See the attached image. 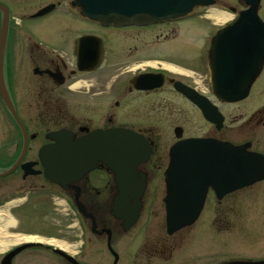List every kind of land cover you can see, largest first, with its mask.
I'll list each match as a JSON object with an SVG mask.
<instances>
[{
	"label": "flooded vegetation",
	"instance_id": "af4514ba",
	"mask_svg": "<svg viewBox=\"0 0 264 264\" xmlns=\"http://www.w3.org/2000/svg\"><path fill=\"white\" fill-rule=\"evenodd\" d=\"M42 1L0 0V223L15 217L19 226L8 232L44 237L43 230L21 225L29 219L34 224L43 200L50 201L54 221L69 229L71 250L36 242L8 257L21 242L0 252V264H73L57 250L78 264L264 261V255L221 259L219 251L208 252L222 231L235 233L237 195L257 187L264 191V168L262 180L231 190L230 172L213 165L191 167L187 159L178 166L172 154L184 141L210 140L245 147L264 161V61L244 99L221 102L213 94L207 61L217 29L210 31L207 44L203 38L198 45L190 39L203 30L184 25L192 15L148 26L103 25L83 17L73 0ZM263 2L258 15L264 22ZM48 6H53L49 12L38 15ZM230 9L236 12L243 5L235 0ZM58 12L71 22L34 26ZM8 102L22 123L26 144ZM115 129L132 131L143 141L142 160L129 177L117 181L98 161L65 187L44 178L39 152L55 143L49 139L52 133L65 132L78 142ZM23 143L21 163L33 166L3 175L21 155ZM14 175L20 176L16 192L23 197H13ZM167 198L173 205L202 198L203 206L193 223L169 233ZM56 201L67 206L63 215ZM117 203L128 207L127 216L114 215ZM137 204L138 216L128 225L125 217ZM262 227L264 241V220Z\"/></svg>",
	"mask_w": 264,
	"mask_h": 264
},
{
	"label": "water",
	"instance_id": "95a60500",
	"mask_svg": "<svg viewBox=\"0 0 264 264\" xmlns=\"http://www.w3.org/2000/svg\"><path fill=\"white\" fill-rule=\"evenodd\" d=\"M238 1L244 2L248 8L239 12L236 18L216 32L208 50L212 89L222 102L244 99L264 61V24L257 15L261 0ZM214 3L215 0H74V5L81 10L83 16L103 25L114 26H145L169 21L186 16L195 7ZM45 11L39 15L46 13ZM7 106L20 127L26 144L23 126L10 102ZM49 139L55 143L43 147L39 152L44 177L62 187L76 182L93 169L98 161L104 162L118 181L122 177H129L142 160L143 141L130 131H97L87 140L78 142L73 141L67 133H55ZM24 150L23 145L21 156L3 175L16 169L23 159ZM172 154L177 158L178 166H181L182 160L187 159L191 167L213 165L219 172H230L233 190L242 189L263 179L262 156L246 151L245 147H232L208 140H190L176 145ZM30 166V163L23 164L21 168L24 170ZM202 204V199L185 206L172 205L167 201L168 231L173 232L192 223L202 209ZM121 208L125 211L127 209L126 206ZM138 210L139 204L133 207L132 217L126 219L128 225L135 220ZM118 213L119 216L124 215L123 212ZM30 246L32 244L24 245L18 250ZM58 253L77 264L70 257L59 251ZM228 264H264V261Z\"/></svg>",
	"mask_w": 264,
	"mask_h": 264
},
{
	"label": "rangeland",
	"instance_id": "374dc122",
	"mask_svg": "<svg viewBox=\"0 0 264 264\" xmlns=\"http://www.w3.org/2000/svg\"><path fill=\"white\" fill-rule=\"evenodd\" d=\"M52 0H43L41 2V5L48 4ZM218 3L216 5L211 6V8L208 9V11L215 10L220 13H225L227 15H230L234 18V14L231 12L230 8L235 7V0H217ZM38 2H36L32 7L37 6ZM262 9H264V2L261 5ZM206 12H202V10L193 12L192 16L185 21L184 25L191 26L192 24L194 26H197L199 29H202L200 36L195 37L193 36L190 40H198L196 41L198 45L201 44L202 39L205 41V43L208 42L209 37L211 35L210 31L213 29H216L217 27H221L224 25V23L220 25H216V21H212L211 19H207L205 14ZM201 14V15H200ZM200 15V16H198ZM229 21V20H228ZM227 21V22H228ZM60 22L70 23L71 19L67 17L66 15L63 17L60 15V13H53L48 15L44 18V20H39L35 22L34 26L37 25H52L54 23L61 24ZM177 24V23H176ZM179 28V26H177ZM157 28H153L151 31H155ZM150 31V32H151ZM199 32V31H198ZM152 38L155 35L154 32H151ZM149 34V35H151ZM45 38V36L43 35ZM149 36H147V39ZM180 38V37H179ZM177 38V40L179 39ZM206 46V45H205ZM19 117L22 118L21 112L18 111ZM16 133H18V130H16ZM20 176L14 175L11 176V180H13V197H23L20 193L16 192L20 185ZM19 191V190H18ZM42 199V198H39ZM48 199V198H47ZM264 191L257 187L251 190L243 191L237 195V207H236V230L234 234H229V231H222L220 234L219 239L215 242V244H211L208 252L212 253L213 250L219 251L221 253V259L224 258H237L241 256H252L256 258H261L264 255V244L262 241L263 239V227H262V221L264 220ZM44 203L41 205L42 207V213L41 216L38 217V220H34V224L30 222V219L27 223H24L21 226H24L26 228H30L34 230H39L45 234V237H47V234L53 235L54 237H47L42 239L43 243L47 242L48 244L71 250L68 246L69 241V235L66 233L69 231V229L64 228V223L61 222L57 223V220L54 221V216L52 214V205L50 201L43 200ZM49 202V203H48ZM56 205V204H55ZM57 211L60 210V214L63 215L64 211L62 208L58 205L55 206ZM207 214V212H206ZM36 215V213L34 214ZM245 215L244 219L241 221V216ZM14 223V231L19 226L18 221L15 217H12L11 219ZM234 220V222H235ZM20 221V220H19ZM24 221V220H23ZM242 222L244 225H247L246 231L244 230V225L241 224ZM36 224V225H35ZM235 225V223H234ZM43 230V231H42ZM32 236H35L34 234H31ZM246 239V240H245ZM248 243H247V242ZM28 242V241H24ZM37 242V241H34ZM236 249L237 251H235ZM233 250V251H232ZM208 252H205L207 254ZM225 254V255H224ZM216 259V258H215Z\"/></svg>",
	"mask_w": 264,
	"mask_h": 264
},
{
	"label": "bare ground",
	"instance_id": "6f19581e",
	"mask_svg": "<svg viewBox=\"0 0 264 264\" xmlns=\"http://www.w3.org/2000/svg\"><path fill=\"white\" fill-rule=\"evenodd\" d=\"M206 18L211 19L212 21H216V25H220L232 19V16L227 15L225 13L217 12L215 10H211L206 15ZM13 225L14 223L11 219H9L5 224L0 223V252H4L9 247L17 245L24 241H43L41 240V238L38 237L21 236L8 232V228H12V229L14 228Z\"/></svg>",
	"mask_w": 264,
	"mask_h": 264
}]
</instances>
